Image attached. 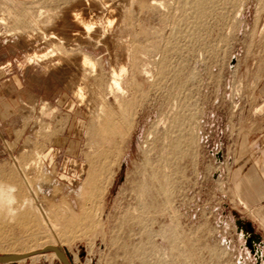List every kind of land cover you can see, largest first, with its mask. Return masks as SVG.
Masks as SVG:
<instances>
[{"label":"rangeland","instance_id":"obj_1","mask_svg":"<svg viewBox=\"0 0 264 264\" xmlns=\"http://www.w3.org/2000/svg\"><path fill=\"white\" fill-rule=\"evenodd\" d=\"M0 190V264H264V0H0Z\"/></svg>","mask_w":264,"mask_h":264},{"label":"bare ground","instance_id":"obj_2","mask_svg":"<svg viewBox=\"0 0 264 264\" xmlns=\"http://www.w3.org/2000/svg\"><path fill=\"white\" fill-rule=\"evenodd\" d=\"M74 19V21H73V23L74 24H81V25H83V27H84V29L85 30H89L90 29V24L89 23H87L85 20H83V19H78L77 18V15L73 18ZM43 57V56H42ZM81 65L84 67H86V66H89V67H94V62L93 61H90L89 60V58H87V57H82L81 58ZM123 71V67L122 66H120V71ZM114 75V77H113V80H112V83L114 84V87H116V88H119V83L117 82V80L115 79V77H116V75L115 74H113ZM79 88V87H78ZM78 90V89H77ZM77 94H80V91L78 90L77 91ZM26 183H27V185H28V181H26ZM1 193H2V191L0 190V219L1 218H4V219H6V220H14V219H16V217L17 216H19V213L21 214V215H23L24 216V222L25 221H31V222H40L41 224H46V226H48L49 227V230H50V232H52L57 238H60V235L59 234H61V233H63V232H61L60 231V233L58 234L57 232H58V229H57V227H56V224H55V222H57L59 219H57L58 218V216L60 215L59 214V209L58 208H55V207H53L52 209H50L48 212H45V215L43 216L42 215V218H40V216H39V213H38V209H37V205L35 206L33 203L32 204H27V203H21L20 205H17V209H15L14 207H13V205L11 204V203H9V202H7V199L6 198H2L1 197ZM33 194V193H32ZM16 197V196H15ZM34 197H35V195H34ZM3 199V200H2ZM26 204V205H25ZM35 206V207H34ZM41 208V207H40ZM30 209H32V210H34L35 211V213L38 215V219L37 218H35V220H33V218H32V215H31V213H30ZM81 209V208H80ZM42 210V209H41ZM82 211V210H81ZM80 212V211H79ZM82 213H83V211H82ZM85 213V212H84ZM41 214V213H40ZM89 218V217H88ZM81 219V218H80ZM84 219V218H83ZM37 220H39V221H37ZM87 220V219H86ZM16 221V220H15ZM77 221V220H76ZM18 222H21V220L19 219L18 220ZM24 222H23V224H24ZM16 224V223H15ZM78 224V223H77ZM5 225V224H4ZM25 225V224H24ZM27 225H28V223H27ZM39 225V224H38ZM37 226V225H36ZM35 226V227H36ZM77 226V225H76ZM20 227V226H19ZM23 227V226H22ZM34 227V228H35ZM25 228V227H24ZM33 228V227H32ZM31 228V229H32ZM38 228V227H37ZM31 229H29V230H31ZM64 229H66L65 227H64ZM71 229V228H70ZM60 230H62V229H60ZM32 232V231H31ZM32 234V233H31ZM38 234H39V232H38ZM34 235V234H33ZM62 235V234H61ZM67 235V234H66ZM46 236V235H45ZM36 237V236H35ZM54 237V236H53ZM64 237V236H63ZM47 238V237H46ZM33 239V238H32ZM35 239V238H34ZM62 240H63V238H61ZM34 242H35V240H34ZM32 243V242H31ZM46 244V243H45ZM47 245V244H46ZM51 245V244H50ZM38 246H40V245H38ZM41 246H45V245H42L41 244ZM52 246H54V245H52ZM33 248H34V246H33ZM31 250V249H30ZM34 253H37V251H35V250H31V251H29V252H27V253H24V254H30V258L31 257H34V256H37V255H41V254H34ZM17 255H21V254H17ZM44 256H45V254H44ZM24 258L25 257H22V258H20V260H19V258H18V261H22V260H24ZM17 260V259H16Z\"/></svg>","mask_w":264,"mask_h":264},{"label":"water","instance_id":"obj_3","mask_svg":"<svg viewBox=\"0 0 264 264\" xmlns=\"http://www.w3.org/2000/svg\"><path fill=\"white\" fill-rule=\"evenodd\" d=\"M51 250L53 253H55L56 256L59 257V259L61 260V262L63 264H70L67 260L66 255H64V252L58 248L57 246H52V245H47L44 248H42L40 251H44V250ZM28 256V254H21V255H15V254H6V255H0V262L4 263V262H11L14 263L15 260L17 258H22V257H26Z\"/></svg>","mask_w":264,"mask_h":264},{"label":"crops","instance_id":"obj_4","mask_svg":"<svg viewBox=\"0 0 264 264\" xmlns=\"http://www.w3.org/2000/svg\"><path fill=\"white\" fill-rule=\"evenodd\" d=\"M253 186H254L253 189H254L255 191H257V190H258V186H257L256 184H254ZM259 199H260L259 196L256 194L253 200H254V201H259Z\"/></svg>","mask_w":264,"mask_h":264},{"label":"snow or ice","instance_id":"obj_5","mask_svg":"<svg viewBox=\"0 0 264 264\" xmlns=\"http://www.w3.org/2000/svg\"><path fill=\"white\" fill-rule=\"evenodd\" d=\"M91 29H89V31H90Z\"/></svg>","mask_w":264,"mask_h":264}]
</instances>
